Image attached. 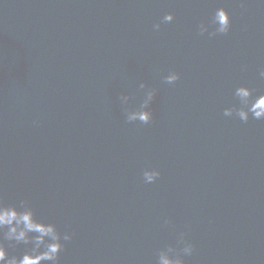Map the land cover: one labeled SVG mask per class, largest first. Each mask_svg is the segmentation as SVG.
Masks as SVG:
<instances>
[{"label":"water","instance_id":"95a60500","mask_svg":"<svg viewBox=\"0 0 264 264\" xmlns=\"http://www.w3.org/2000/svg\"><path fill=\"white\" fill-rule=\"evenodd\" d=\"M241 5L0 0V195L74 233L59 264H157L182 232L186 264H264V120L224 115L240 84L264 93V4Z\"/></svg>","mask_w":264,"mask_h":264},{"label":"clouds","instance_id":"9594fccd","mask_svg":"<svg viewBox=\"0 0 264 264\" xmlns=\"http://www.w3.org/2000/svg\"><path fill=\"white\" fill-rule=\"evenodd\" d=\"M260 3L264 4V0H260ZM163 20L170 22L172 14H167ZM212 23L216 27L210 35L229 33L232 28V14L229 9L226 6L219 7ZM155 27L159 28V24ZM200 30L203 34L207 29L202 24ZM259 75L264 78V67L260 69ZM179 79L180 73L176 71H171L165 76V81L169 84H174ZM145 86L141 85V87ZM256 91L246 84H240L234 92L239 103L226 107L224 115L235 116L245 123L250 119L264 120V93L254 94ZM157 92L156 88L150 89L144 101V108L131 112L128 120H139L143 124H149L153 120V112L147 108V105L155 99ZM160 175L161 171L158 168H148L143 171L145 183L155 182ZM73 236L74 233L71 231H60L55 222H46L37 218L27 198L17 205L5 203L4 197L0 195V264H45V262L59 264L61 252L66 247L65 242L71 241ZM5 241L11 242L13 247L24 244L29 248L22 256L12 255ZM194 251L195 244L188 239L187 232H182L176 246L160 250L157 264H186L185 257L191 256Z\"/></svg>","mask_w":264,"mask_h":264}]
</instances>
